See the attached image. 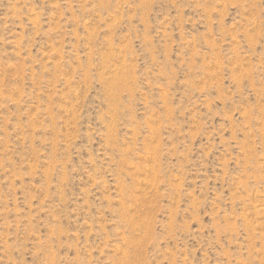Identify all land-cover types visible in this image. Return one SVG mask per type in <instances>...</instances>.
I'll return each mask as SVG.
<instances>
[{
  "label": "rangeland",
  "instance_id": "rangeland-1",
  "mask_svg": "<svg viewBox=\"0 0 264 264\" xmlns=\"http://www.w3.org/2000/svg\"><path fill=\"white\" fill-rule=\"evenodd\" d=\"M0 264H264V0H0Z\"/></svg>",
  "mask_w": 264,
  "mask_h": 264
}]
</instances>
